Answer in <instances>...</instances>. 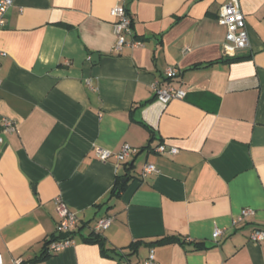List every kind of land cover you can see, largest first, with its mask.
Masks as SVG:
<instances>
[{
  "label": "crops",
  "instance_id": "0c3cea01",
  "mask_svg": "<svg viewBox=\"0 0 264 264\" xmlns=\"http://www.w3.org/2000/svg\"><path fill=\"white\" fill-rule=\"evenodd\" d=\"M124 1V38L141 45L117 53L116 0H13L7 10L0 121L15 129L0 127L4 264H143L151 248L155 264H264V244L249 240L264 227V0ZM227 3L249 38L230 61L217 22ZM167 66L185 95L162 103L152 86L169 81ZM125 143L137 151L123 161L96 157ZM161 143L177 153L156 152ZM146 163L155 171L141 176ZM118 177L124 188L111 194ZM56 198L76 213L74 243L32 261L58 237ZM244 207L254 214L232 225ZM95 233L105 252L85 240ZM169 236L180 241L153 243Z\"/></svg>",
  "mask_w": 264,
  "mask_h": 264
},
{
  "label": "built area",
  "instance_id": "2783aa9c",
  "mask_svg": "<svg viewBox=\"0 0 264 264\" xmlns=\"http://www.w3.org/2000/svg\"><path fill=\"white\" fill-rule=\"evenodd\" d=\"M12 4L13 0H0V29L6 24V13ZM110 15L114 18L112 27L113 33L116 36L113 52H119L125 45H141L139 40L126 41L124 38V34L130 32L132 25V17L127 10L124 0H116L114 6L110 9ZM217 22L226 27L225 42L223 45L224 54L226 56H235L236 51L246 49L249 46L244 14L233 3H227L221 6L217 16ZM4 55L5 52L0 50V58ZM163 73L165 80L169 81L164 83L156 81L153 84L152 89L154 97L162 103H168L171 100L183 98L185 89L170 82V80L178 75V70L174 67L167 66ZM0 127L2 131L11 133L15 129V122L6 117H2ZM2 141L3 139L0 136V144ZM136 151V148L125 143L117 152L105 148H98L95 154L101 161H105L111 157H114L117 161H123L128 155L136 153ZM155 151L159 153L176 154L178 149L175 146H166L161 143L155 147ZM154 171L155 166L151 163H146L142 168L141 176H146ZM55 213L57 216V232L59 235L62 234V236L60 237L58 235V237L48 240L44 247L47 254L58 253L74 243L70 234L74 231L78 222L76 213L70 210L60 198L55 199ZM253 214L254 210L252 208L244 207L233 217L231 223L232 225L240 224ZM111 220L112 218L110 216L98 218L94 223L93 230L98 232L106 229ZM221 234L222 229L215 227L212 232L213 241L217 242V238ZM249 240L254 243L264 244V229L254 228L249 234ZM0 264H4L1 254ZM143 264H155L152 248L149 250Z\"/></svg>",
  "mask_w": 264,
  "mask_h": 264
},
{
  "label": "trees",
  "instance_id": "16d2710c",
  "mask_svg": "<svg viewBox=\"0 0 264 264\" xmlns=\"http://www.w3.org/2000/svg\"><path fill=\"white\" fill-rule=\"evenodd\" d=\"M237 57H227L225 60L226 61H230V60H235ZM125 183L121 182V178H117L115 181V184L111 190V194H115L118 195L119 191L122 190L124 188ZM264 229V227H262ZM73 232L70 234L72 236ZM96 234V233H95ZM60 237L62 236V234L59 235ZM55 237H52L50 239H54ZM88 242H95L98 243L99 246L101 247V251L105 252V248H104V241L102 239V237H100L98 234H96L93 237H88L85 239ZM176 241H180L179 238L177 236H169V237H165V238H161L159 240H156L155 242H153L154 244L158 243V244H164V243H172V242H176ZM48 240L45 242V245L47 244ZM137 244V243H136ZM44 245V247H45ZM196 249H205L207 248L206 246H204L202 243H196L194 244ZM47 256H49V254H47L45 252V250H43V252L35 257L32 261H38L41 259L46 258Z\"/></svg>",
  "mask_w": 264,
  "mask_h": 264
},
{
  "label": "water",
  "instance_id": "95a60500",
  "mask_svg": "<svg viewBox=\"0 0 264 264\" xmlns=\"http://www.w3.org/2000/svg\"><path fill=\"white\" fill-rule=\"evenodd\" d=\"M97 56H98L97 53H93L92 56H91V59H95V58H97ZM57 236H58V234H57Z\"/></svg>",
  "mask_w": 264,
  "mask_h": 264
}]
</instances>
